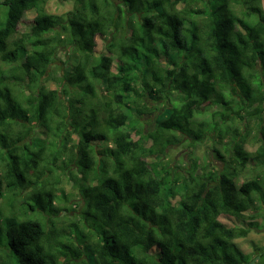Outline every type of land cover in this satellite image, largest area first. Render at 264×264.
<instances>
[{
	"label": "trees",
	"instance_id": "obj_1",
	"mask_svg": "<svg viewBox=\"0 0 264 264\" xmlns=\"http://www.w3.org/2000/svg\"><path fill=\"white\" fill-rule=\"evenodd\" d=\"M46 1L0 3V264H250L237 239L264 215L263 0H76L65 16ZM98 37L108 52L95 56ZM232 112L255 121L254 151ZM208 133L230 137L214 148L223 164L176 170L170 150ZM65 179L83 207L64 229Z\"/></svg>",
	"mask_w": 264,
	"mask_h": 264
},
{
	"label": "rangeland",
	"instance_id": "obj_2",
	"mask_svg": "<svg viewBox=\"0 0 264 264\" xmlns=\"http://www.w3.org/2000/svg\"><path fill=\"white\" fill-rule=\"evenodd\" d=\"M3 0H0V3ZM264 2V0H263ZM119 3L118 1L116 2ZM76 0H47L44 4V11L47 13L55 14V15H62L65 16V14L71 10H74L76 6ZM6 10V8H5ZM4 10V11H5ZM37 14L35 10L29 11L27 14V21H22L19 25L20 31H26L28 28H30V24L32 23L33 17ZM68 34L65 33V36ZM109 36V34H108ZM68 47H60L57 50V55L55 58V62L53 65L50 66V69L45 77L42 78V82L45 83L50 88H57L61 84L62 74L64 72V69L66 64L71 59L68 53ZM107 47H106V40L102 39L100 37L97 38V46L95 48V56H98L100 54L106 53ZM27 92V91H26ZM150 106L152 107H158L159 110H156L155 112L159 111L162 112L166 107H168V103L166 102H160L155 103L152 101H148ZM220 108L216 105H212L211 107H208L207 113L199 114L197 115L198 120L202 119H208L211 120L212 116L215 112H217ZM237 109V108H236ZM236 112V111H235ZM241 114H244V111H240ZM233 117H235L234 121L232 122V126H236L239 128V130H244L245 125L247 123H251L252 129L247 134V144L245 145V148L247 150L254 151L256 147L259 145L260 141L256 137V131H255V121L251 120L249 121L246 119L245 121H241L239 117L236 115V113H233ZM143 117H140V121L143 122V125L145 126V130L148 132L150 131L155 124V114H144ZM217 119L220 120L219 116H217ZM249 121V122H248ZM231 123V121L229 122ZM247 130V129H246ZM243 133H246L244 131ZM35 137L41 138L44 137L43 132L39 127H36L35 131ZM214 133H208L205 137V139L201 142H198L197 144H194L190 140L187 142L180 143L177 146H174L170 150V156L169 160H175L176 163H172L173 165L176 164L175 169L180 171L181 173H184L191 163V158H197L199 163L202 165H208V167H218L221 166L223 163L215 158L214 148H219L221 151H224L225 146H227V141L230 139V137H227L224 142H217L214 137L212 136ZM73 142L78 141V135H73ZM72 143H68V151L67 156L70 155V147ZM109 145L110 143H106ZM113 144H111L112 146ZM67 172H78L75 164L69 165V167L66 169ZM66 177L69 173H65ZM241 178V179H240ZM239 178V182H242L245 179V176H241ZM64 188L66 192L67 199L61 202L56 203V207L63 208L62 212L60 213V217L57 218L58 226L60 228L65 229V225H67L71 221L82 223L81 218V209L83 207V200L80 196L79 191L74 187L73 183L65 179L64 180ZM263 211L254 212L255 218L252 219L258 224L254 226V228L250 231L247 237L245 238H238L237 242L240 245V247L247 253L251 255V263L250 264H264V215L262 213ZM247 213H253L252 211H248ZM226 223L229 224H235L237 223L236 220H230L225 219ZM65 232H69V230H65Z\"/></svg>",
	"mask_w": 264,
	"mask_h": 264
}]
</instances>
